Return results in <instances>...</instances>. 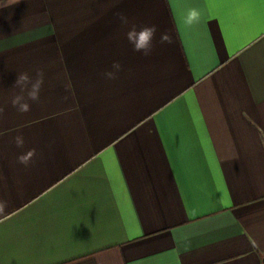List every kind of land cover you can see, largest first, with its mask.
Wrapping results in <instances>:
<instances>
[{"label":"crops","instance_id":"1","mask_svg":"<svg viewBox=\"0 0 264 264\" xmlns=\"http://www.w3.org/2000/svg\"><path fill=\"white\" fill-rule=\"evenodd\" d=\"M263 258L264 0H0V264Z\"/></svg>","mask_w":264,"mask_h":264},{"label":"clouds","instance_id":"2","mask_svg":"<svg viewBox=\"0 0 264 264\" xmlns=\"http://www.w3.org/2000/svg\"><path fill=\"white\" fill-rule=\"evenodd\" d=\"M122 23H127V17L122 13L119 16ZM200 12L197 8L192 7L188 10L184 17V22L187 25H193L199 23ZM156 32V26H144L140 29L132 27L126 33L130 43L133 44L135 51L143 52L145 55L149 54L151 50V43ZM161 40H170L167 34L161 35ZM121 69L119 61H114L112 64V70L106 71L104 75L108 79L115 78L116 74ZM15 84L19 86L20 92L11 98V104L19 112H28L31 108L29 101H36L39 99L41 86L43 84V71L37 70V76L33 79L27 72L20 73L17 76ZM25 143L23 135H17L15 137V144L18 148H23ZM35 150L29 149L27 152H21L17 159L20 163L27 165L30 158L34 155Z\"/></svg>","mask_w":264,"mask_h":264},{"label":"water","instance_id":"3","mask_svg":"<svg viewBox=\"0 0 264 264\" xmlns=\"http://www.w3.org/2000/svg\"><path fill=\"white\" fill-rule=\"evenodd\" d=\"M262 264H264V258H263V260H262Z\"/></svg>","mask_w":264,"mask_h":264}]
</instances>
